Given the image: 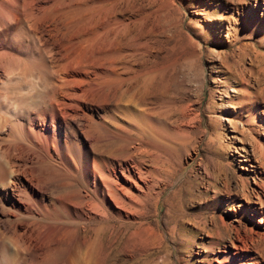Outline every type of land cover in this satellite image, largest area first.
<instances>
[{
  "label": "rangeland",
  "instance_id": "obj_1",
  "mask_svg": "<svg viewBox=\"0 0 264 264\" xmlns=\"http://www.w3.org/2000/svg\"><path fill=\"white\" fill-rule=\"evenodd\" d=\"M53 9L68 36L56 31ZM0 26V54L22 61L3 97L19 115L46 100L56 64H78L77 105L50 128L47 180L35 190L49 213L41 221L0 207L1 229L22 238L26 226L31 253L49 264H86L92 251L102 264H217L231 241L255 234L249 250L264 256V0H9ZM18 28L32 39L22 41ZM89 122L97 133L86 138ZM124 137L130 151L121 160L105 144ZM87 155L102 157L107 171L117 165L118 184L136 181L125 208L85 181ZM75 190L101 213L73 212Z\"/></svg>",
  "mask_w": 264,
  "mask_h": 264
},
{
  "label": "bare ground",
  "instance_id": "obj_2",
  "mask_svg": "<svg viewBox=\"0 0 264 264\" xmlns=\"http://www.w3.org/2000/svg\"><path fill=\"white\" fill-rule=\"evenodd\" d=\"M8 4H9V0H0L1 9L8 6ZM49 9L50 8H47L46 10L49 11ZM52 11H54V9ZM53 15L55 16V17L53 16V18H55L54 20L56 21L54 25L57 23V26L55 25L56 31L62 33L63 36L67 35L69 30L68 29L69 23L66 24V22H64L63 20L64 15L60 12L59 13L55 12ZM2 28L3 27L0 26V34L2 33L1 32ZM29 33L30 32L28 31L26 32L24 29L16 30L17 36L19 35L21 37V40L22 41L25 40V42L26 40L31 38V36H29L30 35ZM67 40L68 38H66V41ZM22 41L21 43H23L24 45V42ZM28 41H30V39ZM21 62L22 61L16 59V57L13 58L9 55L0 54V207L6 210H15L16 212L18 211L25 217H30L31 215L36 213L38 218H40L38 220L42 221L47 217V214L49 213V206L47 205L46 200L44 199L45 196L43 195V193H36L35 190L38 191L37 187L40 186L42 187V185H44L43 183H45L47 180L44 174V168H46L45 164L48 161L47 158L48 153H45L46 152L45 150L50 143L52 144L54 142V138L52 135L53 132L52 133L50 132V128L54 124L58 123V121H60V118L63 115L62 110L65 107L67 106L73 107L77 105L76 104L77 80L75 77L76 76L75 71L71 69H73L74 66L78 64L77 62L73 61L72 68L69 64H60V63H58V65L56 64V67L53 68L51 67L52 77L51 76L50 77L51 78L55 77V80H52L53 82H51L50 83L51 85L47 88L46 97H45L46 100L42 102L43 104H33L28 109L29 110L28 112H26L23 115L22 113L21 115H19V113L17 114V110H15L12 104H6V102L4 101V99L6 98L4 93L7 91L9 85H11L17 78L16 72L19 69V67L22 65ZM64 98H68L71 104H63V102H65ZM137 105L139 106V104ZM140 106H146V105L141 103ZM137 112L139 115H143L144 117L150 116L149 110L147 109H143V108L142 110L138 109ZM88 121H90V118L88 119ZM95 125L96 124L89 122L88 124H86L87 128L85 129L80 128L81 129L80 131H82V133L85 135L86 138L89 135H92L94 132L96 135L97 132L94 130L96 127ZM115 126H117V124H115ZM116 129L119 132L122 131L126 133L127 131L124 130L122 126H117ZM136 130L137 131L139 130L138 126L136 127ZM139 133L141 134L142 131L140 130ZM98 135L99 134H97V136ZM98 137L97 139L95 138V143L93 144V146L98 147V142H99ZM127 141L128 139L126 137H124V140L122 141L108 140L105 144V147L111 148L109 151L111 152L110 155L114 156L115 158L123 160L125 152L129 150V148L127 147L128 145H126ZM138 150L140 154L143 153V149L141 150L140 148H138ZM55 152H54L56 154L55 157L58 158L61 151L55 149ZM28 154H32L35 160L34 163H31L30 160H27ZM260 155L264 160V154L261 153ZM87 159L89 163L86 165L84 169L85 181L87 182L92 180L94 186L97 187L101 196H103V198L106 197L109 198L115 207L120 209L125 208V205L127 203L124 202V196L129 197L130 194L129 191L130 188L132 187L130 183L136 186L137 185L136 181L133 180L130 176H127L125 177L126 178L125 181L124 179L123 180L121 179V184H118L116 181V178L118 179V176L116 175L115 172V168L117 167V165L115 166V164H111L112 167L110 171H107L106 169H104L108 166L107 162H105V160L102 157L87 155ZM136 167L138 169V171L136 170L137 171L136 174L139 178H141L142 174L144 173L141 172L140 166L138 164L136 165ZM120 169H121V174H123L124 177V167H120ZM79 194L80 193L75 190L74 194H71L72 197L67 200L68 205H71V210L73 212L77 214L85 213L83 212V210L84 211L86 210L95 215L98 214V212H100L98 206L99 203L96 204L92 200L91 201L87 200L88 199L87 197H82ZM56 201L59 202L58 204L62 203L60 197ZM52 204H53L52 207L56 208L54 207V202ZM2 221L3 219L0 218V223H2ZM25 228L26 226L22 230V238H20V235L16 234V231H14V227H9L8 230L0 228V247L3 253L5 254V256L10 258L11 260V263L8 264H49L46 262L47 254L46 256H44L43 252H41L40 254L39 251L37 252V255L34 256L31 253L32 234L27 232ZM37 230H38L37 237L40 239L42 246L43 241H41L42 240L41 235L43 232V227L38 226ZM95 236L98 237L99 239L102 238L101 236H99L98 231ZM253 236H254L253 238H250V240H248L250 241V243L254 241V239L256 238V234ZM51 241L52 243H54V247L58 248L61 246L60 242L62 240L60 239L59 236L56 235L52 236ZM240 241L239 240L231 241L230 247L225 248L223 250V257L220 261H218L217 264H263L264 263V256H262L258 252H251L249 250L250 243H244L245 241H243L242 243V241L241 242ZM96 244L97 241L95 240L89 243L87 242V247L88 249H91L92 247L94 248ZM99 244L102 247V244L100 242ZM40 249L42 248L40 247ZM93 252L94 251H92V253L89 254L88 258L90 261L86 262V264H102L104 261V256L101 254L100 256H98V258L94 259Z\"/></svg>",
  "mask_w": 264,
  "mask_h": 264
}]
</instances>
